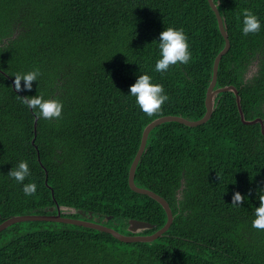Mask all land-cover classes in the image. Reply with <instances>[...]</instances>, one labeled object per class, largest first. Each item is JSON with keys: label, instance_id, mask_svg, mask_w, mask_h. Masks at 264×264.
<instances>
[{"label": "trees", "instance_id": "16d2710c", "mask_svg": "<svg viewBox=\"0 0 264 264\" xmlns=\"http://www.w3.org/2000/svg\"><path fill=\"white\" fill-rule=\"evenodd\" d=\"M212 1L230 43L214 89L234 87L244 120L264 122V0ZM245 9L261 20L260 32L242 33ZM0 11L8 24L0 25V224L67 207L76 213L60 210L63 218L125 235L130 220L153 226L143 234L162 228L164 210L129 188L128 173L149 123L196 121L206 112L213 61L224 46L207 0H0ZM168 26L183 28L192 59L161 73L156 40ZM30 70L39 71L37 81L17 92L14 76ZM143 73L169 96L152 115L129 94ZM25 95L61 100V118H43L22 102ZM21 160L31 170L25 183L37 184L31 196L7 174ZM134 183L170 206L172 224L157 240L123 243L82 226L22 222L0 233V264H264V230L252 227L264 188V135L259 124L242 123L233 92L216 96L200 126L153 128ZM236 191L246 197L240 207L231 204Z\"/></svg>", "mask_w": 264, "mask_h": 264}, {"label": "clouds", "instance_id": "9594fccd", "mask_svg": "<svg viewBox=\"0 0 264 264\" xmlns=\"http://www.w3.org/2000/svg\"><path fill=\"white\" fill-rule=\"evenodd\" d=\"M10 3L12 2H8V4ZM261 27L262 22L258 16L251 10L245 9L242 14V33L245 36L249 33H258ZM156 41L158 48V59L155 62L156 71L163 73L169 69L170 65H176L177 63L186 65L191 61L192 52L190 51L187 34L183 28L168 26L159 33ZM39 75L38 70L17 73L14 76V87L16 91L31 90L33 86L32 82L37 81ZM21 81H23V86L21 85ZM129 94L135 98V103L140 110L148 115L158 113L162 105L169 99L164 86L160 83H154L153 77L147 73L138 75L135 82L129 87ZM20 97L24 104L32 110H38L39 114L45 119H59L62 116L64 105L57 98L46 99L43 95H25ZM7 174L22 185V191L26 196H31L36 193L37 184L35 181L25 183L26 178L31 176V170L27 160L19 161L14 168L11 167ZM245 198L239 191H236L232 195L231 204L240 207L241 203L245 201ZM256 198L260 203L254 209L252 227L264 230V188L257 191Z\"/></svg>", "mask_w": 264, "mask_h": 264}, {"label": "water", "instance_id": "95a60500", "mask_svg": "<svg viewBox=\"0 0 264 264\" xmlns=\"http://www.w3.org/2000/svg\"><path fill=\"white\" fill-rule=\"evenodd\" d=\"M207 1H208L210 8L212 9V11L215 14L217 24H218V29H219L220 34L222 35V37L224 39V47L217 54V56L215 57V59L213 61L212 77H211V81H210V84L208 86V89L206 92V97H205L206 112L201 119L196 120V121H190V120H187V119H184L181 117L167 116V117L158 118V119L152 121L151 123H149L142 132L141 142H140L138 151L134 157V160L131 163V166L129 168V173H128L129 188L135 193L148 196L149 198L156 201L162 207V209L164 210V212L166 214V223L164 224V226L162 228L156 230L152 234H143L145 231L153 229V226L150 225L149 223L142 222L139 220H130L128 222V228H127V232L129 233V235H124V234H120V233H118V232H116V231H114V230H112V229H110V228H108L102 224H99V223L88 222V221L74 219V218H70V217L63 218L60 210L66 211L68 215H73L76 213V211L73 208L69 209L67 207H58V211L55 215L13 216V217L7 219L6 221H4L2 224H0V233L3 232L4 230H6L8 227H10L14 224L22 223V222H40V221L41 222H60V223L82 226V227H86L89 229H94L97 231L106 232V233L111 234L114 238L118 239L119 241H121L123 243H136V242L151 243V242L157 240L158 238H160L169 229V227L171 226L172 221H173V215H172V211L170 209V206L163 198H161L160 196H158L157 194H155L152 191L144 190L142 188L137 187L134 184V176H135L136 167H137L139 160L142 156V153L145 149L148 134L150 133V131L153 128H155L156 126H158L164 122H177V123L183 124L187 127L200 126V125L206 123L210 119L212 112H213V109H214L215 97L221 92H233L235 95L236 105H237L238 112H239L240 119H241L242 123L246 124V125L259 124L261 133H262V135H264V122L262 119L256 118V119L251 120V121H245L244 120L243 112L241 110V105H240V97L238 95L237 90L234 87L228 86V87H224V88L214 89L215 85H216V80H217L218 65H219L222 57L229 50L230 43L228 40L227 33L225 31L224 20L221 18L220 14L217 10L216 5L213 3L212 0H207ZM36 127H37V118H35V121H34V132L36 131ZM32 143H33V141H32ZM38 160L40 162L39 156H38ZM45 184H47V180L45 181ZM51 192H52V190H51ZM52 196H53V194H52Z\"/></svg>", "mask_w": 264, "mask_h": 264}, {"label": "rangeland", "instance_id": "374dc122", "mask_svg": "<svg viewBox=\"0 0 264 264\" xmlns=\"http://www.w3.org/2000/svg\"><path fill=\"white\" fill-rule=\"evenodd\" d=\"M3 24H7V23L0 17V25H3ZM256 70H257V67L256 66H251L248 69V71L246 73V76L247 77H253L255 75V73H256Z\"/></svg>", "mask_w": 264, "mask_h": 264}, {"label": "bare ground", "instance_id": "6f19581e", "mask_svg": "<svg viewBox=\"0 0 264 264\" xmlns=\"http://www.w3.org/2000/svg\"><path fill=\"white\" fill-rule=\"evenodd\" d=\"M149 135V134H148ZM155 264V263H154Z\"/></svg>", "mask_w": 264, "mask_h": 264}]
</instances>
